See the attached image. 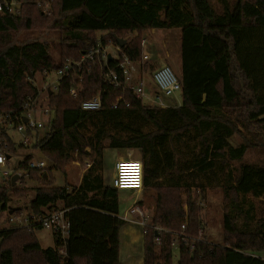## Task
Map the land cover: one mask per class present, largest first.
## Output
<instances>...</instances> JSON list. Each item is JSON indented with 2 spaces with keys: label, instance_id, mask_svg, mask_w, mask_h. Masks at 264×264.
<instances>
[{
  "label": "trees",
  "instance_id": "obj_1",
  "mask_svg": "<svg viewBox=\"0 0 264 264\" xmlns=\"http://www.w3.org/2000/svg\"><path fill=\"white\" fill-rule=\"evenodd\" d=\"M23 1L20 14L0 15V61L19 62L22 69L18 89L0 93V111L20 112L25 99L37 95L28 78L79 60L92 46L119 45L116 36L136 32L121 49L139 62V35L152 28L180 29L181 102L151 105L106 82L102 106L84 110L81 101L102 84L100 66L84 73L77 98L70 95L71 80L62 79L49 96L48 132L35 146L52 162L49 171L62 170L74 155L91 163L79 184L37 186L25 206L40 213L61 204L68 233H54V247L43 248L34 232L40 227L0 229V264H119L126 221L119 216L118 189L104 182L105 148L139 150L143 189L157 192L144 228V264H264V164H238L249 148H264V0H214L220 11L212 0H52L48 13L38 0ZM19 27L58 31L57 55L41 41L15 42L11 32ZM115 62L109 59L108 67ZM2 69L0 87H14L16 67ZM119 96L124 101L115 108ZM47 175L32 169L26 176L45 181ZM210 189L223 193L222 245L201 236L196 198ZM24 190L11 181L1 186V209L10 193ZM66 239L67 259L61 251Z\"/></svg>",
  "mask_w": 264,
  "mask_h": 264
},
{
  "label": "built area",
  "instance_id": "obj_2",
  "mask_svg": "<svg viewBox=\"0 0 264 264\" xmlns=\"http://www.w3.org/2000/svg\"><path fill=\"white\" fill-rule=\"evenodd\" d=\"M22 5V0H0V15L7 13L17 15ZM141 45H145L144 39L141 41ZM109 59L116 61L112 68L108 67ZM150 59L151 55L147 51H142L141 60L138 62L122 52L120 45L115 53L107 51V46H92L82 54L79 60H68L62 67L54 71H42V80L46 79V75L48 77L51 74L55 76V79L48 84L44 81L41 87H38V74L33 78H28L30 83L38 88L37 95H29L20 112L0 111V187L11 181L14 174H18L19 178L16 183H19L23 174L27 175L30 170L46 168V157L39 155L41 150L35 145L46 136V127H49L51 121V110L47 106L46 100L49 102L50 94L58 90L59 83L64 78L71 80L70 95L77 98L83 89L84 73L89 72L94 65L100 66L103 77L102 84L95 95L81 101L80 107L84 110H95L102 106L101 91L106 82L113 87L129 90L136 97L147 99L151 105L162 107L173 105L167 102L166 98L181 91L180 80L169 65H161L152 72L151 79L157 92L150 94L144 71V65ZM11 65L16 67L14 72L16 84L14 87H0V93L4 90H16L19 87L22 71L19 62L0 61V74L3 73L2 66ZM120 75L123 77V81L120 79ZM123 101L124 97L119 96L114 107L116 108ZM126 105L128 106L129 103L126 102ZM18 147L30 148L32 152L18 163L17 168L11 169L10 163ZM24 163L25 167H23ZM113 186L117 189L142 190L144 187L142 160L140 158L118 159L114 166ZM10 207L12 206L8 205L6 210L8 221L13 225L8 228L37 226L41 229L52 230L61 237H65L68 233L69 221L65 218L66 209L62 207L51 210L45 208L40 213H35L26 206L21 209L16 208L10 213ZM131 210L143 215L139 208ZM182 229H185V225H182Z\"/></svg>",
  "mask_w": 264,
  "mask_h": 264
},
{
  "label": "rangeland",
  "instance_id": "obj_3",
  "mask_svg": "<svg viewBox=\"0 0 264 264\" xmlns=\"http://www.w3.org/2000/svg\"><path fill=\"white\" fill-rule=\"evenodd\" d=\"M215 8L220 11L219 5L212 0ZM23 5L25 2L22 0ZM50 2V3H49ZM47 2L46 0H38L36 2L37 5L42 7L43 13L50 12L51 2L50 0ZM20 9L21 13L22 7ZM17 14V15H18ZM103 31L97 32V36L103 35ZM136 35V32L129 33L124 35L123 39L126 41L131 39ZM11 36L13 40L17 43L28 42V41H41L43 43H47L49 45L50 50L57 55V41L59 39L58 31L54 29H46V28H31L26 29L24 27H19L15 31L11 32ZM141 40H145V45L142 46V51H147L151 55V59L146 62L145 66V77L148 80L153 70L157 67L167 64L169 65L176 76L179 78L181 75L182 64H181V33L178 28L171 29H147L143 31L140 35ZM120 37V36H119ZM118 44L112 42L107 46V51L116 52L118 51ZM37 77L39 78L37 84L38 87H41L42 82L46 81V84L55 79L53 74L46 75V79L42 80V72L37 73ZM149 81V80H148ZM153 92H157L156 87L153 88ZM49 99V98H48ZM181 100V93L178 92L174 96L166 98V101L170 104L176 105V101ZM146 103L149 101L144 99ZM46 104L48 101L46 100ZM149 104V103H148ZM49 127H46V133ZM233 143H237L239 140L237 137L232 139ZM30 148L18 147L16 152L13 155V159L10 163V168L15 169L18 166V163L25 159V157L30 154L32 151ZM119 151L115 148H105L103 152V167H104V182L106 185H112L113 183V175H114V166L117 161ZM124 158H140V152L134 149H128L125 151ZM141 159V158H140ZM90 159L88 157H79L74 155L66 164L63 166L62 170L52 169L48 170L49 167L52 166V162L46 158V168L44 171H47V176L44 180H36L27 177L23 174L21 178V182L16 183L17 187H24V194L21 196H16L11 194V201L8 205L12 207H20L29 204L31 198L34 196V188L41 185H52V186H68L71 188L74 185L79 184L81 177L85 171V169L90 165ZM240 163H257L264 164V148L253 147L249 148L243 157ZM156 195L157 192L154 190L144 191L139 194L137 190L134 189H119V199H120V207L121 212L125 210L126 207L130 206L139 198L142 199L140 202L144 218L151 223L152 217L154 214L155 206H156ZM183 198V197H182ZM185 198V197H184ZM135 200V201H134ZM223 193L220 190L210 189L206 192L205 197H197L196 198V206L198 209L199 217L202 220V231L201 236L211 241L214 244L222 245L224 244V228H223ZM137 205V203H136ZM184 209L187 211V206H184ZM259 211L264 214V203H262L259 207ZM129 212V211H128ZM139 214V212H137ZM140 215V214H139ZM13 224L8 221V212L7 210L1 209L0 204V229L8 228ZM161 228H158L160 230ZM49 230V229H48ZM37 236L40 237L43 246L46 247V244H49L50 247H54V242L52 232H47V230L37 231ZM1 240V239H0ZM264 254V252H261ZM178 260L177 248H174V262L176 263Z\"/></svg>",
  "mask_w": 264,
  "mask_h": 264
},
{
  "label": "crops",
  "instance_id": "obj_4",
  "mask_svg": "<svg viewBox=\"0 0 264 264\" xmlns=\"http://www.w3.org/2000/svg\"><path fill=\"white\" fill-rule=\"evenodd\" d=\"M149 80V81H148ZM148 92L150 94H153L155 88L154 83L151 79V77L148 79ZM181 102L176 101V105H179ZM119 151L118 159L124 158L125 151L127 149H117ZM137 151V149H134ZM139 151V150H138ZM113 185V183H112ZM119 191V189H118ZM142 190H139L138 193L140 194ZM142 199L134 200L135 202L132 203L130 206L126 207L123 212H121L120 207V199H119V216L123 218L126 222L123 224L119 230V264H144L145 260V238H144V228L146 224L148 223L147 220L144 218V214L141 216L137 214L136 211H132V208H139L141 212L143 213L142 207L140 205V201ZM137 203V205H136ZM58 207H61V204H58ZM46 210H50L49 208H46ZM129 211V212H128ZM47 230V232H52L53 236V242L55 245V237L54 232L52 230L48 229H36L35 235L40 243V245L43 248H49V244H46V247L43 246L42 241L40 237L37 236V231ZM62 252H65V247L62 248ZM264 256V254H262Z\"/></svg>",
  "mask_w": 264,
  "mask_h": 264
},
{
  "label": "water",
  "instance_id": "obj_5",
  "mask_svg": "<svg viewBox=\"0 0 264 264\" xmlns=\"http://www.w3.org/2000/svg\"><path fill=\"white\" fill-rule=\"evenodd\" d=\"M116 41L119 43L120 47H122L125 43H126V40L121 38V37H118L116 36L115 37ZM111 58V56H110ZM26 120V119H25ZM40 156H44L41 152L39 153ZM19 176L18 174H14L11 178V181H12V184L15 185L16 184V181L18 180ZM16 209V207H10L9 208V212H13L14 210ZM158 233V232H156ZM70 255V249H69V242H68V239H66V245H65V259H67Z\"/></svg>",
  "mask_w": 264,
  "mask_h": 264
}]
</instances>
